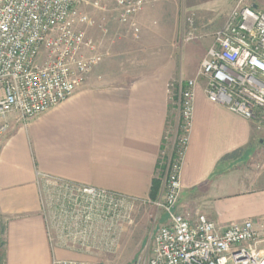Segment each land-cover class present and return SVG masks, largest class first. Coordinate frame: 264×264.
<instances>
[{
    "label": "crops",
    "instance_id": "1",
    "mask_svg": "<svg viewBox=\"0 0 264 264\" xmlns=\"http://www.w3.org/2000/svg\"><path fill=\"white\" fill-rule=\"evenodd\" d=\"M144 1L135 17L139 38H169L170 42L178 38L174 26L141 33L152 16L163 24L177 22V14L170 18L161 12L163 7L185 1L182 6L204 11L236 2ZM245 2L264 11V0ZM166 48L167 57L154 55L149 65L120 67L100 60L70 97L25 125H14L0 138L3 264H50L55 257L87 260L96 254L50 244L40 213L37 173L139 200L150 198L167 129L170 124L175 129L178 120V114H171L168 93L170 80L177 76L176 61L170 57L175 48L172 44ZM187 137L178 210L188 220L205 214L221 229L252 220L264 231V166L257 167L264 151L252 123L210 102L198 85Z\"/></svg>",
    "mask_w": 264,
    "mask_h": 264
},
{
    "label": "built area",
    "instance_id": "2",
    "mask_svg": "<svg viewBox=\"0 0 264 264\" xmlns=\"http://www.w3.org/2000/svg\"><path fill=\"white\" fill-rule=\"evenodd\" d=\"M107 1L0 0V138L84 84L101 60L86 31L95 21L84 8L106 12ZM143 5L144 0H115L116 20L135 36L139 28L134 18ZM198 85L210 102L249 121L264 120L263 10L236 0L194 77L170 84L177 129L172 145L160 153L159 193L155 199H144L163 215L146 264H264V231L252 220L221 229L205 214L188 220L178 210L181 162ZM263 166L264 160L257 165ZM36 181L50 244L82 252L112 250L139 200L46 174L37 173ZM50 264L94 263L55 257Z\"/></svg>",
    "mask_w": 264,
    "mask_h": 264
},
{
    "label": "rangeland",
    "instance_id": "3",
    "mask_svg": "<svg viewBox=\"0 0 264 264\" xmlns=\"http://www.w3.org/2000/svg\"><path fill=\"white\" fill-rule=\"evenodd\" d=\"M181 2L185 3V1H180V5L177 7L165 6L161 11L169 14L170 18L177 14V22L169 21L163 24L161 19L152 16L147 23H143L144 27L141 33L144 35L145 33L156 32L161 26L165 29L174 26L178 38L171 42L168 40L169 38H156L155 40L145 38L143 40L139 38V33L135 36L130 27L122 25L116 20L115 0L107 1L106 12L91 7L84 8L95 21V24L88 26L86 31L88 36L95 40L101 60H111L117 65L119 64L120 67L129 64L149 65L151 60L148 59L154 55L157 58H166L164 53L167 44H172V48L175 50L174 53L170 54V57L172 61L173 59L176 61L177 76L170 80L168 86L171 114H177V108L175 97H172L173 90L170 84L180 78L188 79L195 75L196 68L205 54L206 44L208 42L211 44L214 32L222 25L231 9L230 6L228 8L215 7L196 11L182 6ZM134 21L136 22L135 18ZM104 28L106 32L103 31ZM187 37L192 38L187 40ZM120 67L118 68L120 69ZM250 122L257 131V140L262 139L261 145L264 151V120L260 123ZM176 129L177 125L175 129L173 125H169L166 133L165 150H168V144L174 140ZM162 220V213L152 204L138 200L137 206L131 212L130 222H125L122 225L114 248L110 251H100L87 260L94 264H146L150 253L152 235ZM0 238H2L1 235Z\"/></svg>",
    "mask_w": 264,
    "mask_h": 264
},
{
    "label": "trees",
    "instance_id": "4",
    "mask_svg": "<svg viewBox=\"0 0 264 264\" xmlns=\"http://www.w3.org/2000/svg\"><path fill=\"white\" fill-rule=\"evenodd\" d=\"M159 189H160V180L158 177H154L151 183V189L149 194L150 199H155L157 197L159 193ZM3 231H4V227L1 226L0 235L3 234ZM3 247H4V240L0 238V264H3Z\"/></svg>",
    "mask_w": 264,
    "mask_h": 264
}]
</instances>
